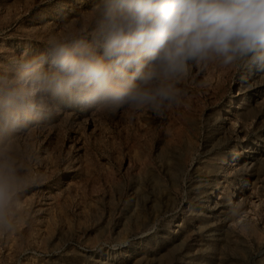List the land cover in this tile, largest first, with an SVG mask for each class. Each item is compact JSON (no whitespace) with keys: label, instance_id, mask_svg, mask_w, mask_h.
Segmentation results:
<instances>
[{"label":"rangeland","instance_id":"374dc122","mask_svg":"<svg viewBox=\"0 0 264 264\" xmlns=\"http://www.w3.org/2000/svg\"><path fill=\"white\" fill-rule=\"evenodd\" d=\"M93 0H0V152L39 176L0 264H264V71L193 68L180 106L41 93L21 61Z\"/></svg>","mask_w":264,"mask_h":264},{"label":"clouds","instance_id":"9594fccd","mask_svg":"<svg viewBox=\"0 0 264 264\" xmlns=\"http://www.w3.org/2000/svg\"><path fill=\"white\" fill-rule=\"evenodd\" d=\"M21 64L46 96L162 115L183 103L193 68L264 71V0H93ZM17 106L31 107L22 91L0 97L13 120ZM39 179L0 152V238L19 231Z\"/></svg>","mask_w":264,"mask_h":264}]
</instances>
